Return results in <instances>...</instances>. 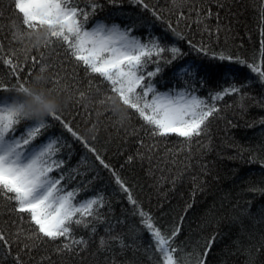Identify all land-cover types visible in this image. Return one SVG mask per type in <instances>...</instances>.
I'll use <instances>...</instances> for the list:
<instances>
[{
	"label": "trees",
	"instance_id": "trees-1",
	"mask_svg": "<svg viewBox=\"0 0 264 264\" xmlns=\"http://www.w3.org/2000/svg\"><path fill=\"white\" fill-rule=\"evenodd\" d=\"M98 2L103 9L90 15L89 30L98 21L132 25V35L143 42L160 38L165 46L179 48L180 55L171 64L161 61L163 70L153 82L159 81L156 86L161 92L188 91L218 111L206 122L201 135L190 141L174 134L152 137L137 116L125 120L121 127L120 117L128 111L126 108L116 110L112 102H94L97 85L101 89L106 85L93 79L89 89L90 74L76 66L59 44L54 51L33 47L35 36L20 34L25 26L13 0H0V88L16 86L15 77L3 63L10 53L24 64L21 77L27 76L33 63L31 57L39 59L41 53L44 63L50 66L43 73L45 81L62 71L61 63L69 72L74 69L75 80L88 98L77 104L62 87L51 95L61 101L64 120L129 188L125 193L116 184L112 171L104 168L58 121L51 120L44 136L54 133L70 145L59 153L64 159L62 170L80 172L79 180L98 176L77 199L94 193L104 195L106 207L100 211L106 221L97 223L94 233L90 228L73 226V237H83L87 246L77 252L61 250L64 243L71 241L37 240L31 235L35 225L28 214L10 211L9 203L0 200V230L9 234L11 245L10 249L0 246V264H16V256L22 264H160L162 257L153 250L139 215L141 210L165 232L180 226L177 243L185 256L203 253L207 247L206 264H264V191L252 190L264 188V81L258 71L248 67L264 70V21L260 18L264 0H197L202 23L190 12L191 0H144L147 8L133 0H119L116 5L109 0ZM77 3L88 10L92 0ZM13 30L18 33L16 39L12 38ZM162 55L167 60L170 53ZM155 66L149 63L147 70ZM181 66H194L197 74L182 76ZM39 67L37 64L33 71V81ZM41 83L45 89L52 86ZM232 87L240 91L224 94ZM218 93L221 98L215 99ZM10 95L15 93L0 91V96ZM29 123L31 120H24L16 125V134ZM129 194L136 205L129 201ZM109 225L111 231L107 230ZM113 235L120 240L112 239Z\"/></svg>",
	"mask_w": 264,
	"mask_h": 264
},
{
	"label": "snow or ice",
	"instance_id": "snow-or-ice-1",
	"mask_svg": "<svg viewBox=\"0 0 264 264\" xmlns=\"http://www.w3.org/2000/svg\"><path fill=\"white\" fill-rule=\"evenodd\" d=\"M13 2L17 12L21 14L22 25L25 26L20 34L27 32L29 38L34 35L33 47L38 51L41 48L54 51L55 46L59 44L65 49L66 55L76 62V66H82L85 73L90 74L89 89L93 79H98L101 84L106 85L104 89L97 85L95 103L107 105L112 102L111 106L116 110L120 107L128 110L120 117L121 127L125 120L137 116L144 122V127L152 137L166 138L174 134L190 141L192 137L201 135L206 122L218 111L188 91L173 92L170 89L161 92L156 86L159 81L153 82L163 70L161 61L171 64L180 55L179 48L165 46L160 38H149L148 42H143L142 38L132 35V25L122 26L115 22L98 21L89 30L90 15H95L97 9H103L98 0H92L88 10L82 8L77 0ZM133 2L141 4L144 8L148 7L144 0ZM109 3L116 5L119 0H109ZM190 12L196 14L197 22H203L197 0H191ZM211 14L209 11L208 15ZM153 15L157 13L153 12ZM183 15L181 12L180 16ZM260 18L264 21V8L260 11ZM171 27L169 25V28ZM17 36V31L13 30L12 38L16 39ZM261 36L264 37V31ZM193 47L196 48L195 45ZM196 50L203 51V48ZM166 52L170 53V56L164 60L162 54ZM261 54L264 55V38L261 40ZM220 58L225 59L223 56ZM31 60L33 63L26 77H21L24 64L14 57V53H10L3 60L15 77L16 86L4 85L0 88V91L15 93L7 97L0 96V200L9 203L8 210L28 214L35 225L31 235L37 240L46 238L49 241H57L63 238L71 243H64L61 250L81 251L88 242L83 237L78 240L73 237V226L90 228L94 233L96 224L106 221L104 213L100 211L106 207V201L104 195L99 193L77 199L82 192H87L88 186L98 179V176L79 180L80 172L62 170L64 159L59 153L70 145L64 144L54 133L44 136L51 120L58 121L72 137L95 155L104 168L112 171L116 184L125 193H129V188L110 165L105 163L96 149L64 120L61 107H52V102L57 100V97L51 93L59 87L68 93L69 99L74 98L77 104L88 98V93L81 91L75 80V70L69 72L61 63L62 71H56L51 81H45L43 73L50 70V66L44 63V54L41 53L39 59L33 56ZM149 63L156 65L154 70H147ZM37 64L40 65L39 75L33 81L31 77ZM248 67L254 72L258 71L264 81V70H258L253 65ZM179 74L195 75L197 69L194 66H181ZM42 81L52 86L45 89ZM239 91V88L232 87L224 94H235ZM220 98L221 94L218 93L215 99ZM40 110L47 111V115L36 118L35 114ZM48 117L51 119H47ZM24 120H31V123L26 124L25 129L17 135L16 125ZM40 137L43 139H38ZM141 143H144L143 139ZM128 159L131 161L132 157L129 156ZM54 171L58 173L56 176L52 175ZM73 181L76 183H72ZM252 190L264 191V188ZM128 199L136 205L137 202L130 194ZM139 215L153 242V250L159 252L162 257L160 264H206L207 247L203 253L184 255L177 243V237L180 235L179 225L165 232L142 210ZM107 230L111 231L110 225ZM19 235L16 233L17 239ZM8 236L9 234L0 230V246L10 249ZM112 239L120 240V237L113 235ZM100 243L102 246L105 244L103 237ZM73 244L77 247L73 248ZM27 247L28 245H25V248ZM14 259L16 264H22L19 256Z\"/></svg>",
	"mask_w": 264,
	"mask_h": 264
},
{
	"label": "clouds",
	"instance_id": "clouds-1",
	"mask_svg": "<svg viewBox=\"0 0 264 264\" xmlns=\"http://www.w3.org/2000/svg\"><path fill=\"white\" fill-rule=\"evenodd\" d=\"M60 106H61V101L60 100L57 99V100L52 102V107L53 108H59ZM46 115H47V111H45V110H40V111H38L35 114L36 118H43Z\"/></svg>",
	"mask_w": 264,
	"mask_h": 264
}]
</instances>
